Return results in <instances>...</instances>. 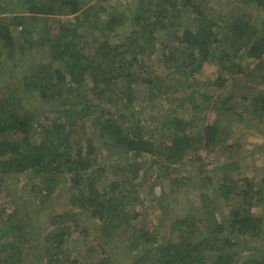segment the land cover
Returning a JSON list of instances; mask_svg holds the SVG:
<instances>
[{
	"label": "trees",
	"instance_id": "1",
	"mask_svg": "<svg viewBox=\"0 0 264 264\" xmlns=\"http://www.w3.org/2000/svg\"><path fill=\"white\" fill-rule=\"evenodd\" d=\"M10 1L16 2L18 15L0 17V86L4 85L0 89V188L8 196L21 198L24 191L2 187L9 186V178L27 180L30 190L26 195L32 199L36 193L35 204L67 188L71 206L104 224L103 233L110 243L118 244L123 237L131 254L153 245L152 251L130 264H146L151 255L159 264H264L258 252H227V248L238 249L237 245L248 249V241L264 234L262 216L248 211V205L253 208L258 196L264 195V177L258 184L255 175L243 171L238 161H224L221 154L235 148L233 143L224 145L221 137L232 132V123L224 122L235 120L237 105L242 107L237 114L243 125L249 123L246 118L258 127L263 122L264 88L259 83L264 81V0H226L240 12L235 23H230L229 14L213 7L215 1L224 0L139 1L131 24L142 37L151 41L175 26L174 40L165 46L167 53L163 47L160 60L175 73L168 69L163 81L171 77L170 83L159 85L145 100L137 90L143 78L139 56L146 49L141 40L131 38L133 34L122 32L119 24L126 17L115 13L101 17L100 2L105 0H0L1 10L10 11L1 5ZM92 2H98L100 9L93 8ZM248 13L257 14L255 25ZM184 23L187 28L181 30ZM242 60L255 66L251 69ZM212 61L226 64L216 79L202 81L198 76ZM20 67L23 71L18 74ZM224 73L233 75L230 86ZM241 77L245 83L238 82ZM178 88L187 98L170 100L168 95L176 94ZM160 98L163 104L158 103ZM38 105L53 108L45 123L36 127ZM246 106L250 110L244 114ZM114 107L117 113L112 114ZM212 108L215 118L202 125L206 116L198 119L196 115ZM199 125L203 131L192 134ZM166 133L171 144L161 138ZM98 148L110 161L125 159L115 173L120 177L111 183L103 180V170L97 165ZM200 152L207 157L214 154L223 163L214 165ZM144 154L155 158L153 163L162 171L169 172L189 158L198 162L201 173L220 174L218 183L207 176L209 189L203 192L220 217L215 231L205 227L207 237H196L195 230L203 221L188 217L171 228L180 234L177 242L154 247L157 238L136 225L138 212L132 216L125 208L137 197L130 189L140 176L142 162L138 160ZM174 182V192L185 187ZM32 201L22 207L15 204L5 219L0 215V264H81L75 256L79 249L72 243L77 234L89 237V226L81 221L84 216L55 214L45 226L40 221V204L33 210ZM27 212L32 214L30 219ZM186 226L188 231L182 229ZM38 228L44 233L42 248L33 253V261L26 262L25 249L32 250L30 239ZM101 253L104 260L98 264H121L105 245Z\"/></svg>",
	"mask_w": 264,
	"mask_h": 264
},
{
	"label": "rangeland",
	"instance_id": "2",
	"mask_svg": "<svg viewBox=\"0 0 264 264\" xmlns=\"http://www.w3.org/2000/svg\"><path fill=\"white\" fill-rule=\"evenodd\" d=\"M139 1H145L144 4L153 2V0H105L101 1L100 4L103 8L101 14L102 18H105L109 13H115L122 17H126L127 20H125L122 24H119L121 26L120 28H122V32L125 36H131L133 34V37L131 38H138L144 44L146 51L145 53L139 56V61L143 65V78L138 84L137 95L141 100H145L146 98L152 95L151 92H153V94L156 93V90L159 85L167 86L172 80L171 77H167L166 80L163 81V78L167 73L169 67L165 69L160 60L162 59L163 47L165 49V46L171 44L174 40V36H172V34L173 32H175V26H171L169 28L170 30H168V34L157 36L156 39L155 37H153L151 41L149 37H142V35L137 32L139 31L138 28L134 27L131 24L133 18L137 15L136 11L138 9ZM97 3L92 2L90 5L93 8H95V5H97L96 8L100 9V4ZM1 5L8 7L10 11H3L0 8V17L11 19L13 16L18 15V13L14 11L17 10L16 2L12 1L10 4L9 2H4ZM213 7L218 12L223 11L225 14H229L231 19L230 23H235L239 21L240 12L235 10L234 5H232L230 2L226 0L220 2L215 1L213 3ZM248 14L246 16H248ZM248 17H253V23L255 25V22L258 20L257 15L250 13ZM183 26L184 27L181 30H186L187 26L185 23ZM13 32L17 33V31ZM137 33L138 35H135ZM126 38L127 37H122L120 40ZM113 41H117V38ZM177 47L180 48V46ZM226 47L223 46L222 48ZM222 48H220L219 50H221ZM165 52L167 53V49H165ZM179 62L180 63L177 65H180L182 63L181 60ZM241 62H243L245 66L248 65L251 69H253V67L255 66V63L252 61L247 62L242 60ZM224 64H226V62L218 63L217 61H212L210 62V64H206L204 70L201 72V75H199L198 78L202 79V81L216 79V77L222 72L221 69ZM22 71V67H20L17 70V73L21 74ZM168 72L174 74L175 70L172 68L169 69ZM224 75L229 79L228 86L233 84V75H230L229 73H224ZM180 77L181 76H177V78ZM182 80L184 79L182 78ZM13 81L14 80H12V82ZM238 82L245 83L246 81L244 80V78L241 77L238 79ZM249 83H252L255 86H257L258 84V82ZM259 86H261V88H264V81H260ZM0 89L4 90V85L0 86ZM168 97L172 101L178 98H187L186 95L179 88L176 94L168 95ZM160 102L161 104H163L165 100H161L160 98L158 100V103ZM103 103L106 104L104 100ZM175 103L178 104L177 102ZM38 108L39 109H37V112L34 114L36 127H39L40 124L45 123V117L49 112H52L51 109L53 107L52 105H46L45 107H40V105H38ZM237 108L238 109L234 113L235 115L233 116V119L235 120H232L233 122H224L230 124L232 123V133L229 134V136L227 137H221L224 139V145H229L233 143L235 145V148L233 149V151L232 149L226 151L222 150V158L224 161H227L229 163L238 161L237 163L239 164V167L246 173L254 174L256 177V182L260 184L261 180L264 177V118L263 122L259 123V127L256 121L248 118L246 119L249 123H247V125H242L239 121V116L237 114V112L240 111V108L242 112V107L237 105ZM115 109L116 108L114 107L112 114L117 113L115 112ZM248 110H250V108L249 106H246L243 109V113L247 114L245 111ZM214 114L215 112L212 108L211 110L206 112L205 115L202 114V116H198L197 114L196 116L198 119L203 116H206V119H204L203 121L201 120L202 125H206L212 123L213 119L215 118ZM202 125H199L198 129L191 130L190 132L192 134L201 133L203 131ZM124 127L125 125L123 126V128ZM220 129L223 130L221 127ZM162 134L163 132L162 130H160L159 136H161ZM39 136L41 137V134H39L38 137ZM161 138L165 142L171 144L168 133L164 134ZM237 139L239 140V143H237ZM97 152L100 157L99 160L97 159V165H99V169L103 170V180L107 181V183H111L118 179L120 176L115 173L118 172V166L120 165V163L125 164V159H121V161L118 163L117 161H115L116 159L110 161L106 157L105 152H100V148H98ZM200 154L203 159L212 160L214 162V165L218 166L223 163V161L219 162L218 160H216L214 158V154H212L211 157H207L205 152H200ZM154 159L155 158H153L152 156L150 157L148 154H144L143 157L138 160V162H142L140 176L138 177L136 182H134L135 188L128 189H130L131 192L135 190L139 195L137 194L136 199L131 201V203H129V205L125 207L126 210L132 214V216L138 212L139 216L136 219V225L139 228L148 229L149 235L151 237L155 236L157 238L158 243H156L154 247L167 244L170 241L177 242L180 239V234L171 232V228H173V225L179 220L187 219L188 217L193 220V222H199L200 220L203 221L201 224L202 227H198V229L195 230L196 237H207V232L204 229L205 227H210V231H215V225L219 224L220 217L219 214L216 212V206L214 207V203L210 201L209 197L208 199L206 198L207 196L204 197L205 195L203 194V192L206 193V191H208L209 189V178H207V176L213 178L214 181L218 183L220 182V174L212 170L207 172V174L201 173V171L199 170L198 162L192 161L189 158L186 161L183 160L182 162L177 163V165L174 166L169 172H166L164 170L162 171V169H159L158 165L153 163ZM96 171L97 167L95 172ZM15 180L17 183L15 182ZM175 180L184 184L185 187L180 186L179 190L174 192V185L176 184L174 182ZM103 183H101L99 186L101 187ZM22 184L28 186H25L24 188L21 187ZM8 185L9 186L2 188L8 190L10 187H16V189L24 191L25 196L21 198H17V196L16 198L10 195L8 196V194L0 188V215L2 216V219L7 218L8 214L11 212L12 208H14L15 204H18V207H22L24 203L28 205L29 203L27 202V200L29 202L32 201L34 196L36 195V193H34L32 195V199L30 195H26L30 190V185L27 184V180H23V182H18L16 178H9ZM213 186L214 185H211V188ZM256 187H259V185H256ZM109 191L110 190H106L105 192ZM70 198V191H68L67 188H63L61 191H56L50 197H45L42 202L36 204H40V214L42 216L40 221H42L45 226L51 220L52 215L55 214L73 212L77 213L78 215L84 216L81 218V221L87 226H89V237L77 234L74 236L75 240L72 243V245L75 244L76 247H78L79 249L78 252H76L78 255L75 254V256H77L81 264H98L99 262L104 260L103 255L101 253V248L103 245H105L109 249V251H112V257L116 260V262H119L121 264H130L132 262V259L143 257L148 251H152L151 248H153V245L149 244V247H141L137 250L136 254H131L126 247V239H124L123 237L119 238L118 244L110 243L107 236L105 237L103 233L102 228L104 227V224L100 223L97 220L94 221L90 219L87 212L73 208L71 206ZM36 204L35 202H33L34 206L31 207L33 210L37 209ZM252 205L253 208H250V206L248 205V211L252 213V216H262L261 218H263L264 220V195H259L258 200ZM251 209L253 210L251 211ZM226 213L229 212L226 211ZM27 214L28 217L24 213L27 219H30L32 214L29 212H27ZM22 219H24V216L22 217ZM87 219L91 220V225H89L90 223ZM36 224V220H34V225ZM81 229L82 228H80V230ZM182 229L187 230L188 226L182 227ZM43 234L44 233H42V230L40 228H38L35 233L32 234L30 239V246L32 250H30L29 248L25 249L24 255L26 262L33 261L35 259L33 258V253L42 248ZM100 240H103V244H101ZM246 245L248 249H245L242 245H237L238 249L235 250L234 248H227V252L229 254H232L233 252L237 251L239 255H241V252L243 250H247L251 253L252 251L258 252L260 254V257L264 258V234L262 236H259L258 238L253 239L252 241H248ZM133 256L135 257L132 258ZM145 262L146 264H159L156 260V257H154L153 255H151L150 258H148ZM234 264H240V262H235Z\"/></svg>",
	"mask_w": 264,
	"mask_h": 264
},
{
	"label": "clouds",
	"instance_id": "3",
	"mask_svg": "<svg viewBox=\"0 0 264 264\" xmlns=\"http://www.w3.org/2000/svg\"><path fill=\"white\" fill-rule=\"evenodd\" d=\"M250 14V13H249ZM249 14H248V16H249ZM254 14V13H253ZM255 15H257V14H255ZM258 17V16H257ZM239 121H240V119H239ZM241 124H242V122H240ZM243 125V124H242ZM247 125V124H246ZM232 131H233V129H232ZM232 133V132H231ZM230 133V134H231ZM237 143H239V140L237 139ZM260 216H258V218H259Z\"/></svg>",
	"mask_w": 264,
	"mask_h": 264
}]
</instances>
